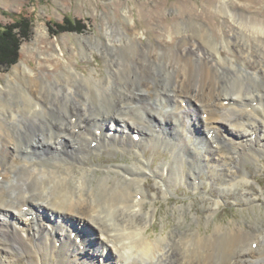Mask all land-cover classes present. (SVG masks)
I'll return each mask as SVG.
<instances>
[{
  "label": "bare ground",
  "instance_id": "1",
  "mask_svg": "<svg viewBox=\"0 0 264 264\" xmlns=\"http://www.w3.org/2000/svg\"><path fill=\"white\" fill-rule=\"evenodd\" d=\"M220 6L236 25L221 42L203 25L174 48L137 41L132 26L108 27L97 50L113 65L98 79L69 68L55 81L33 74L3 86L0 264H264V228L235 224L153 239L146 232L154 217L144 209L147 175L166 197L187 179L199 190L197 176L219 171L223 193L248 183L241 158L264 153V18ZM220 47L231 53L226 66ZM154 138L169 150L156 167L141 150ZM100 148L130 151V162L86 179L99 165L82 160ZM78 162L83 170L74 175ZM246 191L240 199L258 207ZM215 200L206 222L223 201Z\"/></svg>",
  "mask_w": 264,
  "mask_h": 264
},
{
  "label": "rangeland",
  "instance_id": "2",
  "mask_svg": "<svg viewBox=\"0 0 264 264\" xmlns=\"http://www.w3.org/2000/svg\"><path fill=\"white\" fill-rule=\"evenodd\" d=\"M222 2H227L234 10L264 18V0H0L2 25H11L15 21L19 25L18 20H22L29 28L27 38L20 43L18 60L9 67L0 68V98H4L3 86L9 80H28L36 75L55 81L69 68L78 70L80 75L92 74L98 79L105 73L108 64L113 65L97 50L98 44H105L106 32L113 26H132L138 32L135 36L137 41L154 45L159 42L165 47L174 48L180 36L187 34L189 38V35H194V26L203 25L216 42H221L226 34H233L236 27L220 6ZM72 25L79 29L59 32V29ZM192 38L198 42L195 37ZM81 41L88 46L87 55L81 51ZM89 42L92 45L91 54ZM250 43L251 52L254 53V44ZM114 48L116 53L120 52L117 44ZM220 50L221 63L226 66L231 53L222 47ZM237 59L233 60L235 64L240 63ZM18 66L23 68L20 77L16 72ZM144 101L156 104L151 100ZM154 140L142 144L141 150L144 157L156 167L164 161L169 150L162 145L163 139ZM193 141H196V137ZM178 150L173 149L175 154ZM82 161L88 165H99L95 174L86 176L89 171L85 174L86 179H97L106 166L130 162V151L100 148ZM187 161L192 162L189 159ZM239 165L247 172L248 183H241L235 190L223 193L220 189L227 179L224 173L217 170L214 179H208L206 172L197 176L200 180L199 190L193 191L190 185L192 181L187 179L174 184L166 197L159 192L154 176L147 175L143 181L148 189L144 209L151 208L154 211V217L146 230L149 238L171 233L172 237H177L187 230H199L200 234L209 235L217 226H222L225 232L226 226L235 224L246 229H263L264 153L258 161L250 157L242 161L241 158ZM80 166L79 162L74 165V175L83 170ZM244 188L248 189L245 194L259 203L258 207L251 209L240 199ZM218 195L223 201L216 206V214L206 222L208 210L215 206ZM195 216L197 219L193 218ZM188 248L191 249V245Z\"/></svg>",
  "mask_w": 264,
  "mask_h": 264
},
{
  "label": "trees",
  "instance_id": "3",
  "mask_svg": "<svg viewBox=\"0 0 264 264\" xmlns=\"http://www.w3.org/2000/svg\"><path fill=\"white\" fill-rule=\"evenodd\" d=\"M11 25H2L0 23V68L9 67L14 64L19 58V46L23 39L28 36V25L22 20H18ZM25 25V26H24ZM78 26L63 27L59 32L65 30H77Z\"/></svg>",
  "mask_w": 264,
  "mask_h": 264
}]
</instances>
